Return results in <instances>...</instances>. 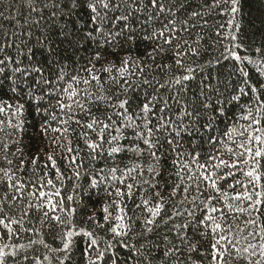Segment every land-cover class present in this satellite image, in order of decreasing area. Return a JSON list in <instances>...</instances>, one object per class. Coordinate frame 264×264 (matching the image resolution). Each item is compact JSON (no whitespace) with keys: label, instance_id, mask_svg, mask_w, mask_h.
Listing matches in <instances>:
<instances>
[{"label":"snow or ice","instance_id":"snow-or-ice-1","mask_svg":"<svg viewBox=\"0 0 264 264\" xmlns=\"http://www.w3.org/2000/svg\"><path fill=\"white\" fill-rule=\"evenodd\" d=\"M0 6V264H264V40L245 46L242 0Z\"/></svg>","mask_w":264,"mask_h":264},{"label":"trees","instance_id":"trees-1","mask_svg":"<svg viewBox=\"0 0 264 264\" xmlns=\"http://www.w3.org/2000/svg\"><path fill=\"white\" fill-rule=\"evenodd\" d=\"M2 7V6H0ZM213 19L217 23H225L228 19L227 15H220L215 16ZM241 24H242V30H241V38L245 42V46L249 47V50L251 51V47L258 46L262 40H264V0H242V6H241V13L239 17ZM230 29L228 27L221 28L219 31L225 34V37H216L213 35V30H209L204 42V46L208 50L209 57L212 55H218L217 49L223 50V45L228 43V39L226 38V34L228 33ZM210 36L211 39H208L207 37ZM219 41V42H217ZM254 42V43H253ZM146 45L139 44L131 48V54L133 56L142 55L144 52ZM130 50V46L128 44H123V46L120 48L118 52L115 53V55L110 54L113 50L109 49L108 52L105 53L107 58L109 60H113L114 62H119V59L126 54H128ZM241 54L243 52L241 51ZM81 56L85 55V53H81ZM204 57H202L203 59ZM164 63H168L169 61L165 60ZM83 63V61H81ZM72 69L70 68L69 71ZM227 71L226 69L224 70ZM156 74V73H153ZM161 78H163V75L161 74ZM107 87V85H106ZM138 93L140 90H137ZM12 93L9 91L0 92V100L5 99H11ZM21 103L24 102V99H21ZM55 103V101H53ZM35 104L36 101L32 100L28 104L25 105L26 112H25V118L28 121V124L26 125V134L24 136V142L26 144H29L31 146L32 152H36L40 147H43L45 144L48 143V141L51 139V134L47 138L40 135L38 129L39 125L43 122V116L42 114H38L35 111ZM45 106H47L45 104ZM53 126H55V123L53 122ZM220 128H224V124L220 125ZM75 144V140H74ZM45 151L47 149L45 148ZM44 157L41 156V161H43ZM39 167V164H38ZM61 168L63 170V165L61 164ZM28 170L26 169V172ZM31 174V173H29ZM42 174V172H41ZM71 190V182H67V187L64 189V195H67L70 193ZM99 203H90L89 207L92 209H99ZM131 207V205H129ZM99 214V213H98ZM85 213L83 211L78 210L76 220L84 226L90 227V222L85 223Z\"/></svg>","mask_w":264,"mask_h":264}]
</instances>
